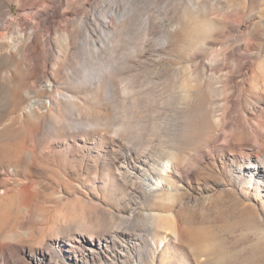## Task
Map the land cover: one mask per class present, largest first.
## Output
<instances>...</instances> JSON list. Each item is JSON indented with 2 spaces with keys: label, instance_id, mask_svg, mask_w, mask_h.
I'll return each instance as SVG.
<instances>
[{
  "label": "rangeland",
  "instance_id": "obj_1",
  "mask_svg": "<svg viewBox=\"0 0 264 264\" xmlns=\"http://www.w3.org/2000/svg\"><path fill=\"white\" fill-rule=\"evenodd\" d=\"M259 164L264 0H0V264H264Z\"/></svg>",
  "mask_w": 264,
  "mask_h": 264
},
{
  "label": "bare ground",
  "instance_id": "obj_2",
  "mask_svg": "<svg viewBox=\"0 0 264 264\" xmlns=\"http://www.w3.org/2000/svg\"><path fill=\"white\" fill-rule=\"evenodd\" d=\"M58 2H62V0H57ZM54 3H56V2H54ZM57 14V12H55V14H54V16ZM47 20H49V19H47ZM168 164H166V168H164V170L165 171H168L169 169H171V164L169 163V162H167ZM252 168V167H251ZM254 169H257V170H259V169H262V170H264V165L263 164H259V165H256V166H254ZM162 182V180H160V181H158L157 183L158 184H160ZM153 190H154V188L153 187H148L147 188V191H149V192H153ZM162 244H163V242H162Z\"/></svg>",
  "mask_w": 264,
  "mask_h": 264
},
{
  "label": "built area",
  "instance_id": "obj_3",
  "mask_svg": "<svg viewBox=\"0 0 264 264\" xmlns=\"http://www.w3.org/2000/svg\"><path fill=\"white\" fill-rule=\"evenodd\" d=\"M48 101H50V100H46V104L48 103Z\"/></svg>",
  "mask_w": 264,
  "mask_h": 264
}]
</instances>
